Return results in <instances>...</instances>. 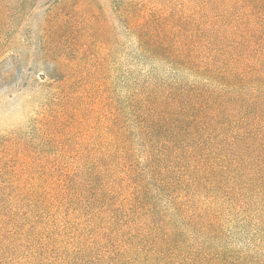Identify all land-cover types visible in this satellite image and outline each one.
<instances>
[{
  "label": "trees",
  "instance_id": "16d2710c",
  "mask_svg": "<svg viewBox=\"0 0 264 264\" xmlns=\"http://www.w3.org/2000/svg\"><path fill=\"white\" fill-rule=\"evenodd\" d=\"M97 9L42 19L60 77L3 146L0 264H264V0L113 1L122 39Z\"/></svg>",
  "mask_w": 264,
  "mask_h": 264
},
{
  "label": "rangeland",
  "instance_id": "374dc122",
  "mask_svg": "<svg viewBox=\"0 0 264 264\" xmlns=\"http://www.w3.org/2000/svg\"><path fill=\"white\" fill-rule=\"evenodd\" d=\"M62 0H34L33 8L28 9L23 17L12 18L7 34L0 37V163L9 167L12 154L9 148H3L11 136L35 139L34 126L38 111L42 108L47 89L38 86V78L43 75H60L55 71V54L43 50L42 19L49 8ZM124 3L125 0H93L99 7L100 30L103 38H108V25L114 23L115 35L118 39L125 37L120 19L111 15V3ZM60 9V8H59ZM58 13V12H57ZM52 14L51 19L54 20ZM46 24V23H45ZM94 31L89 32V36ZM97 50L93 46V52ZM92 52V50H90ZM42 80V79H40ZM53 82V81H48ZM51 90V87L48 88ZM4 163V164H3ZM0 164V168H3ZM10 175L0 174V196L9 199ZM1 190H5L2 191ZM105 259H102V261Z\"/></svg>",
  "mask_w": 264,
  "mask_h": 264
}]
</instances>
